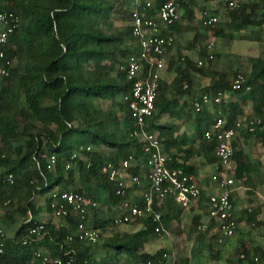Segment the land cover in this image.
Instances as JSON below:
<instances>
[{"label":"trees","instance_id":"obj_1","mask_svg":"<svg viewBox=\"0 0 264 264\" xmlns=\"http://www.w3.org/2000/svg\"><path fill=\"white\" fill-rule=\"evenodd\" d=\"M164 1L153 0L149 7L147 0H0V14L18 17L14 32L0 44V68L9 69L8 75L0 76V224L13 226L12 235L0 234V264H39L37 252L49 256L46 264H55L57 257L72 259L73 264H169L167 248L152 252L147 247L167 230L183 231L184 208L174 199L155 204L164 231L157 232V223L150 217L127 223L141 224L139 229L114 230L119 226L115 220L120 206L126 202L142 206V194L150 186L145 143L134 134L138 127L130 107L132 81L122 69L127 57L140 49L131 23L136 9L144 18L157 17ZM179 4L183 14L163 32L183 38L192 31L185 48L198 50V58L185 56L181 48L172 54L167 70L175 72V77L171 82L158 80L155 110L145 119L146 129L158 135L171 167L197 177L203 167L218 163L217 142L206 131L213 129L220 109L223 129L237 133L233 141L236 181L246 186L249 202H257V185H264V49L247 57L251 90L237 91L242 103L223 101L214 104L215 112L204 107L197 113L192 100L202 93L213 96L232 89L241 72L217 67L222 54L210 52L209 38L233 40L240 33V39L264 42V0H235L234 5L227 0L225 18L207 26L203 22L212 14L205 6L199 23L197 0H179ZM196 78H209L210 83L196 90ZM248 100L253 103L249 128H239L242 104ZM189 127L194 128L192 132ZM247 145L255 154L247 151ZM259 147L262 151L257 152ZM124 160L132 161L127 172L137 176L140 184L123 187L120 180H110L106 166L112 163L120 169ZM10 173L12 182L5 178ZM207 183L211 184V178ZM70 191L97 205L90 204L86 213L67 205V216L58 221L40 217L44 208L53 215L52 205L58 201L54 194ZM196 203L209 213L208 191L203 190ZM262 208L244 209L236 216L237 226L246 222L262 228ZM103 209L106 217L100 218L97 213ZM92 210L93 227L99 230L94 243L82 239L79 230L82 223L89 227ZM30 215L34 218L28 221ZM204 222L201 214H195L186 231L198 248L208 247L209 261L193 262L180 251L171 264L219 262L222 251L214 244L221 234L219 219L210 218L202 229ZM38 224L44 225L42 237L31 234ZM96 244L105 249L103 261L95 254ZM238 263L264 264V247L241 241L231 264Z\"/></svg>","mask_w":264,"mask_h":264},{"label":"built area","instance_id":"obj_2","mask_svg":"<svg viewBox=\"0 0 264 264\" xmlns=\"http://www.w3.org/2000/svg\"><path fill=\"white\" fill-rule=\"evenodd\" d=\"M140 1L136 0L137 3H140ZM229 1L230 5L235 4V0ZM147 5L149 7L153 6V0H147ZM180 16L179 0H165L160 5L157 17L155 18H144L137 9L134 10L135 19L131 25L133 26L134 35L138 38L140 49L138 53L130 54L127 57L126 64L122 66V69L127 72L128 80L132 81L130 107L138 127L134 134L145 143V153L150 169L148 174L150 186L148 191L142 194L144 198L142 206L135 202H126L120 206L121 213L115 220L119 225L127 224L134 218L150 217L157 223L156 231H164L165 228L161 224L162 214L156 210V202L158 201L162 204L166 198H172L181 207L188 208L198 200L202 191L205 190V185H202L197 177L183 174L181 170L170 166L158 135L150 133L145 125L146 117L151 116L155 110V101L159 87L158 80L161 78L160 70L165 66L163 54L175 43V36L170 32L164 33L163 30L168 29L178 21ZM218 21L219 17L212 15L204 20L203 24L207 26ZM17 25L18 17L12 13L0 14V44L7 42L9 35L14 32ZM152 54L162 57L157 59L151 56ZM8 64L11 63L8 62ZM147 65L149 66L148 70L146 68ZM8 74L9 69L7 67L0 68V76ZM247 83L248 76L239 73L233 82L231 90L219 91L213 96L202 93L200 97L192 100L195 112L200 113L204 107H210L214 104L220 105L223 101H229L235 92L243 88L251 90V86L247 85ZM125 98L128 99L129 96ZM215 113L217 116L216 122L212 130L206 131V136L209 139H215L217 142L216 156L218 163L215 164L214 173L210 177L212 190L208 192L209 214L207 220L202 225V229L207 228L210 218H218L219 225L217 229L225 236H232L237 228L235 206L231 195L232 189L237 182L233 160L235 155L233 141L237 133L235 129H223L225 123L224 115L220 109ZM259 122H261V119ZM237 126L239 128H249L248 119H239ZM250 129L254 130V127L252 126ZM51 162H55L54 157H52ZM131 165V160H124L120 169L112 163H109L105 169L109 171L110 180H120L121 186L129 187L141 182L137 176H132L127 172V168ZM2 177L0 175V180ZM5 178L12 182L13 174L10 173ZM54 196L58 198V201L52 205L54 208L53 216L57 219L67 216L69 212L67 205L82 213L87 212V207L90 204L93 206L97 205L96 202H92L90 199L74 191L64 192L61 196L54 194ZM33 218L34 216L30 215L28 221ZM43 229L44 225L38 224L31 228V234L42 237ZM79 230L82 239H86L88 242H96L98 240L99 231L87 227L86 224H80ZM0 234L4 235L2 229H0ZM24 243L27 242L24 241ZM37 258L39 259V264H46L49 261V256L43 252H37ZM54 262L55 264H73L72 259L64 260L58 257L54 259Z\"/></svg>","mask_w":264,"mask_h":264},{"label":"rangeland","instance_id":"obj_3","mask_svg":"<svg viewBox=\"0 0 264 264\" xmlns=\"http://www.w3.org/2000/svg\"><path fill=\"white\" fill-rule=\"evenodd\" d=\"M199 2L196 8V17L200 23V17L202 15V6L206 7V10L212 14L217 15L219 17V21L225 18V2L227 0H213L207 2L205 0H197ZM184 10H181V14H183ZM250 30L242 32V34H248ZM215 39V43L213 45V50L218 52L216 48H219L222 56L216 61L217 67L239 70L241 73L248 76L249 74V64L247 57L249 55H257L264 49V42H252L248 40H240L237 39ZM176 41V40H175ZM233 52V53H232ZM230 53V54H229ZM200 78H197V83L199 88L204 86L205 81H198ZM202 90V88L200 89ZM247 111H253V104L249 100L246 105ZM251 152L252 150L248 148ZM257 152L262 151V148L259 147L256 149ZM253 152V151H252ZM251 152V153H252ZM252 154H255L252 153ZM243 183V182H240ZM237 184V183H236ZM240 185V184H239ZM242 187L237 188V197H236V215L237 217L242 213L244 209L249 207H254L255 205H261L262 208V219L264 220V185L258 184L256 189L255 198L257 202L250 203L249 202V194L247 192V188L244 185ZM95 211H91L88 226L91 229H95L93 227V221L95 219L94 213ZM192 213L186 212V214H182L181 227L183 231L181 232L179 229L177 231H171L170 234L165 232L160 234L157 239H155L152 244L147 247L148 251L156 252L160 248H167L169 251V264L173 263L174 258L177 252H184L186 255L190 257L193 262H208L209 261V249L206 248H198V242L195 239H191L187 236V226L191 223L193 218ZM97 216L100 218L106 217V212L103 210L98 211ZM40 217L43 220L53 219L58 221L51 212H48L46 208L43 209V212L40 214ZM183 225V226H182ZM0 226L2 230L7 234L12 235L13 226L9 223H1ZM142 225L138 224L137 226L131 224H121L117 226L114 230H124V231H132L141 228ZM180 227V229H181ZM185 229V230H184ZM99 231V230H98ZM180 231V232H178ZM248 240L251 242L253 246H263L264 247V226L262 228L253 226L252 224H248L246 222H242L236 228L235 233L232 236H225L224 234H220L219 237L215 240V245L219 249H221V258L217 264H231L234 258L235 249L240 244L241 241ZM94 243V242H93ZM96 256L102 261L106 259L105 252L103 249V245L96 244L94 246Z\"/></svg>","mask_w":264,"mask_h":264},{"label":"crops","instance_id":"obj_4","mask_svg":"<svg viewBox=\"0 0 264 264\" xmlns=\"http://www.w3.org/2000/svg\"><path fill=\"white\" fill-rule=\"evenodd\" d=\"M201 18V17H200ZM198 20V19H197ZM239 35H240V33H236V38L235 39H237V38H239ZM176 36V38H175V44H174V46H173V48H172V50L171 51H169V53H167L166 54V56L164 57V60H165V66H164V68L162 69V70H160V75H161V78H163V79H165V80H167L168 82H171L172 81V79L175 77V72H170V71H168L167 70V64H168V60H170V57L172 56V54L174 53V52H176L177 51V49L178 48H181V49H183V53H184V55L185 56H189V57H191V58H193V59H197L198 58V50H187L185 47H186V45H187V43L192 39V37H193V32L191 31V32H188L187 34H185L184 35V37L183 38H178L177 37V34L175 35ZM212 38H216L217 40L218 39H223V38H217V37H215V36H210V38H209V45L211 44V46H210V52L211 53H213V52H215V49L213 50L212 48H213V45H214V43H215V39H212ZM240 39V38H239ZM240 40H245V39H240ZM217 49V51L220 53V52H222V51H220V49L219 48H216ZM233 53V52H232ZM230 54V53H229ZM198 81L200 82V81H205V82H207V83H205V85L204 86H202V87H200L199 88V86H198V84H196L197 83V78H196V80H195V89L196 90H199V91H201L200 89L201 88H203V87H206V86H208L209 85V83H210V79L209 78H200V80L198 79ZM241 99V97H240V94L238 93V92H235L234 93V95L232 96V99L231 100H229V101H239V102H241L242 103V101L240 100ZM251 101V100H250ZM248 102H249V100L247 101V102H245V103H243L242 105H243V109H244V114L241 116V117H239V119H244V118H246V120L248 119V116H250L251 115V113L253 112V111H247L246 110V105L248 104ZM252 102V101H251ZM253 104V103H252ZM214 105H212V106H210V107H208V109L212 112H214ZM238 119V120H239ZM181 123V125H184V123L181 121L180 122ZM189 130H188V132H192L193 131V129L194 128H191V127H189L188 128ZM241 142L245 145V140H244V138L243 137H241ZM247 147V151H249L248 150V148H249V145H247L246 146ZM214 170H215V166L212 164V165H207V166H205V167H203L201 170H200V173H199V175L197 176V178L199 179V182L202 184V185H205V190L206 191H211L212 190V185L209 183H207V181H209L210 180V177H211V175L214 173ZM237 184H235V186L233 187V189H232V194H233V199H234V201H235V204H234V206H235V213H236V197H237V188H239V187H242L241 185H244L243 183H240V182H236ZM240 184V185H239ZM245 186V185H244ZM140 194H141V192H140ZM188 211H189V213H192L193 215H195V214H201L202 215V221H206L207 220V218H208V212H206V211H204L201 207H199V206H197V203L195 202V203H193L190 207H188V208H184V210H183V214H186V212L188 213ZM192 215V216H193ZM235 216H237L236 214H235ZM240 216V215H239ZM183 226V225H182ZM177 231V230H176ZM166 232H168V234H170V230H167ZM178 232H180V231H178Z\"/></svg>","mask_w":264,"mask_h":264}]
</instances>
